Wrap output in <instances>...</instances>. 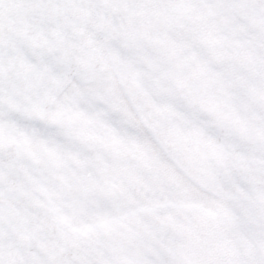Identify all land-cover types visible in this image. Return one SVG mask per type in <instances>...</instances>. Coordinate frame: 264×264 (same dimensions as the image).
<instances>
[{"label": "snow or ice", "instance_id": "1", "mask_svg": "<svg viewBox=\"0 0 264 264\" xmlns=\"http://www.w3.org/2000/svg\"><path fill=\"white\" fill-rule=\"evenodd\" d=\"M0 264H264V0H0Z\"/></svg>", "mask_w": 264, "mask_h": 264}]
</instances>
